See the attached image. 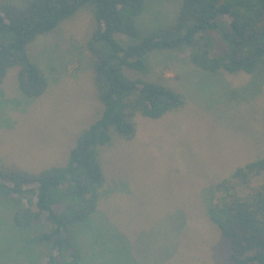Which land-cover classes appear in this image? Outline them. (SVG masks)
Here are the masks:
<instances>
[{"label":"rangeland","instance_id":"374dc122","mask_svg":"<svg viewBox=\"0 0 264 264\" xmlns=\"http://www.w3.org/2000/svg\"><path fill=\"white\" fill-rule=\"evenodd\" d=\"M143 3L135 22L141 35L162 30L179 9L175 0ZM90 25L88 13L78 11L29 44L31 60L48 78L42 96L22 95L17 68L6 74L0 166L38 171L62 165L77 134L93 121L100 104L83 48ZM145 75L181 94L184 105L157 119L136 114L134 137L114 136L103 147L97 209L73 229L84 255L80 264H231L229 240L207 218L204 194L264 157V75L206 72L186 51L168 50L148 55ZM253 88L244 101L231 103L227 95ZM12 212L0 200V264H36L48 247H25L27 233L13 225Z\"/></svg>","mask_w":264,"mask_h":264},{"label":"trees","instance_id":"16d2710c","mask_svg":"<svg viewBox=\"0 0 264 264\" xmlns=\"http://www.w3.org/2000/svg\"><path fill=\"white\" fill-rule=\"evenodd\" d=\"M175 1L179 9L168 24L141 35L135 22L143 0H0V85L17 68L18 88L26 98L42 96L49 85L31 60L29 44L78 11L91 19L83 48L91 57L100 104L93 121L77 134L62 165L38 171L0 166V200L13 207V225L27 233L23 244L48 247L36 264L81 263L73 229L97 209L105 181L103 147L114 136L132 139L136 114L157 119L184 105L181 94L145 78L150 53L186 51L206 72L264 75V0ZM251 90L227 95L231 103L244 101L256 93ZM204 202L207 218L229 240V262L264 264V157L205 190Z\"/></svg>","mask_w":264,"mask_h":264}]
</instances>
